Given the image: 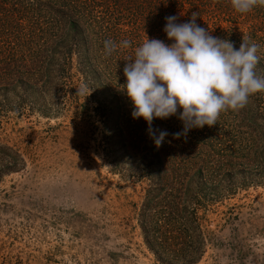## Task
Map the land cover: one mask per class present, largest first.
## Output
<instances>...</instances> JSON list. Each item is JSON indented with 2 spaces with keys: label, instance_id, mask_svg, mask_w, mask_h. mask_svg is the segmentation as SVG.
I'll use <instances>...</instances> for the list:
<instances>
[{
  "label": "trees",
  "instance_id": "1",
  "mask_svg": "<svg viewBox=\"0 0 264 264\" xmlns=\"http://www.w3.org/2000/svg\"><path fill=\"white\" fill-rule=\"evenodd\" d=\"M192 12L199 26L237 49L243 36L257 43L264 76V7L240 14L231 0H0V118L38 113L97 135L110 173L144 187L139 225L160 264H200L212 233L207 214L264 186V92L180 139L172 135L183 130L179 112L154 119L153 129L169 133L159 148L147 122L132 117L120 87L127 60L147 36L171 44L166 17L185 23ZM105 40L132 46L106 56ZM82 84L88 91L77 95ZM25 166L19 150L0 142V185Z\"/></svg>",
  "mask_w": 264,
  "mask_h": 264
},
{
  "label": "rangeland",
  "instance_id": "2",
  "mask_svg": "<svg viewBox=\"0 0 264 264\" xmlns=\"http://www.w3.org/2000/svg\"><path fill=\"white\" fill-rule=\"evenodd\" d=\"M84 131L38 113L0 118V142L26 161L0 185V264H160L139 225L144 187L110 173ZM206 219L200 264H264V186Z\"/></svg>",
  "mask_w": 264,
  "mask_h": 264
},
{
  "label": "clouds",
  "instance_id": "3",
  "mask_svg": "<svg viewBox=\"0 0 264 264\" xmlns=\"http://www.w3.org/2000/svg\"><path fill=\"white\" fill-rule=\"evenodd\" d=\"M231 5L236 12L247 14L264 7V0H231ZM198 16L192 12L185 23H178L177 16L166 17L164 32L172 43L147 36L123 68L126 83L120 87L132 102V117L147 122L157 148L169 133L153 129L154 119L165 120L179 112L183 130L172 135L180 139L194 128L215 126L222 113L238 112L252 96L264 92V76L257 69L260 46L243 36L237 49L232 41L199 26ZM131 46L130 40L119 44L105 40L104 53L111 56L118 48ZM87 91L82 84L77 95Z\"/></svg>",
  "mask_w": 264,
  "mask_h": 264
}]
</instances>
